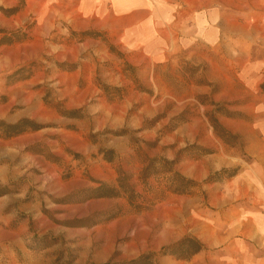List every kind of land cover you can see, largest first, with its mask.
Here are the masks:
<instances>
[{
  "label": "rangeland",
  "instance_id": "obj_1",
  "mask_svg": "<svg viewBox=\"0 0 264 264\" xmlns=\"http://www.w3.org/2000/svg\"><path fill=\"white\" fill-rule=\"evenodd\" d=\"M257 6L255 13L263 16L264 4ZM29 28L26 20L11 30L15 32L11 37L9 30L1 29L7 34H0V43L10 37L19 44ZM82 37L65 38L71 48ZM260 40L264 18L251 20L244 33L225 38L230 50L225 55L244 56L247 62L224 84L207 82L204 69L188 60L155 69L154 77L143 70L140 77L141 69L126 60V53H110L116 56V73L127 80L118 87L95 84L105 98L104 107L111 108L110 127L90 132L92 152L88 147L83 153L66 149L67 157L52 154L47 141L20 151L18 138L25 133L8 137L1 124L27 119L41 130L64 128L46 117L30 118L20 96L35 88L27 83L30 76L51 77L79 62L54 67L51 55L43 53L37 62L22 67L0 64V166L5 174L16 172L18 177L0 185L7 195L28 188L22 202L37 204L52 224L49 230L46 224L28 222L23 242L30 256L18 257L16 264H125L142 257H149V264H253L254 259L264 264V140L263 135L256 137L255 120L256 108L264 101ZM65 54L78 60L85 53ZM2 56L0 52L1 60ZM249 58L257 60L258 67L251 68ZM45 87L38 83L37 90L45 89L43 96L30 101L39 104L40 111L54 110L67 119L90 117L83 109L67 111ZM221 87L226 95L241 98L220 97ZM245 93L249 97L243 98ZM51 165L63 183L71 182L72 191H49L45 178ZM101 187L117 196L98 198L95 191ZM184 237L197 239L204 250L188 261L161 256L163 248Z\"/></svg>",
  "mask_w": 264,
  "mask_h": 264
},
{
  "label": "crops",
  "instance_id": "obj_2",
  "mask_svg": "<svg viewBox=\"0 0 264 264\" xmlns=\"http://www.w3.org/2000/svg\"><path fill=\"white\" fill-rule=\"evenodd\" d=\"M258 4H264V0H0L3 10L20 8L8 20L0 11V30L6 28L14 32L11 30L16 25L26 20L30 22L28 36L22 42L1 46V66L22 67L28 62H37L43 53L51 55L54 67L64 62H79L76 68L55 71L51 77L37 74L29 77L27 83L34 84L35 88L20 96L29 117H46L47 121L64 128L24 132L18 138L20 151L38 143L45 144L44 141L52 154L63 153L66 157L69 156L66 149L75 153H83L86 147L89 152L94 150L89 145L90 132L109 128L111 114V108L104 107L105 98L95 84L118 87L127 83L126 76L116 73L117 61H113L116 56L110 54L113 52L126 53V60L142 70L140 77L144 76L143 70L152 71L154 77L155 69L188 60L204 69L207 82L226 83L230 74L239 73L235 69L246 67L247 61L244 56L228 58L225 53L230 50L224 40L229 34L249 30L251 20L264 18L255 13ZM3 24H7L6 27ZM69 35L83 37L70 48L66 42ZM77 50L85 53L78 60L75 55L65 54V51ZM248 61L251 68L258 67L257 60L249 58ZM230 69L234 71L230 72ZM153 77L152 82H155ZM42 82L51 90V99L64 103L67 111L83 109L90 117L67 119L54 110L40 111V105L30 101L32 96L40 99L43 96L45 89L36 88ZM48 84H51L50 88ZM220 93L222 98H241L226 95L223 87ZM246 93L243 98L251 95ZM261 102L256 108L255 120H258L256 126L259 129L256 137L259 139L263 135L264 140V101ZM46 137L52 138L48 141ZM50 169L45 178L46 183L50 182L49 191L60 194L72 191L71 182L63 183L55 166L51 165ZM5 171L0 166L2 185L17 180L16 172L9 175ZM28 190L0 197V264H16L18 257L29 258L23 237L30 220L52 229L37 204L22 202ZM253 264H263V261L254 259Z\"/></svg>",
  "mask_w": 264,
  "mask_h": 264
},
{
  "label": "trees",
  "instance_id": "obj_3",
  "mask_svg": "<svg viewBox=\"0 0 264 264\" xmlns=\"http://www.w3.org/2000/svg\"><path fill=\"white\" fill-rule=\"evenodd\" d=\"M23 1V0H20ZM22 5V2H21ZM20 8H13L10 10H3L2 8H0V11L4 14V15H8L11 16L13 14H15L16 12H18ZM0 34H7L6 32H4L3 30H0ZM7 35L13 36L15 35V32H10ZM10 37H5L3 38L0 44H10L13 42V40L10 39ZM260 89L262 91V93L264 94V83L260 86ZM73 113H70V115H73ZM2 128L4 129V132L6 134V136L8 137H15L18 135L23 134L24 132H26L27 130H32V131H38L41 130L43 127L41 125H38L30 120L27 119H22L20 121H18L15 124L12 125H4L1 124ZM177 180L185 182L186 180L178 175H176L175 177ZM186 183H189L190 185H193L192 182L187 181ZM183 188V187H182ZM176 192H180V193H184V190L182 189H175ZM7 192H5L3 190V188L0 185V197L6 195ZM95 194H97L96 196L98 198H106V197H116V192L112 189L106 188V187H101L99 189H97L95 191ZM204 250V246L203 244L198 241L197 239L193 238V237H184L182 238L179 242H177L176 244H173L169 247L163 248L162 249V253L161 256H171L176 258L177 260H181V261H188L189 259H191L193 256L201 253ZM149 257H142L138 260L135 261H131L129 263H125V264H149L148 263Z\"/></svg>",
  "mask_w": 264,
  "mask_h": 264
}]
</instances>
